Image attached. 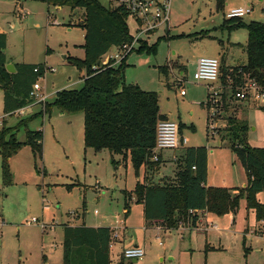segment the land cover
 <instances>
[{
  "label": "rangeland",
  "instance_id": "374dc122",
  "mask_svg": "<svg viewBox=\"0 0 264 264\" xmlns=\"http://www.w3.org/2000/svg\"><path fill=\"white\" fill-rule=\"evenodd\" d=\"M111 3L118 7L115 1ZM248 3L252 10L242 18L244 22L264 24L263 3L259 0H223L222 11L216 7V0H171L169 23L134 39L133 50L124 61L125 83L156 92L160 112L181 126V135L187 138L186 144L176 150L154 151L160 158L155 182L162 184V178H174L175 160L185 148L205 147L209 187L239 189L245 185V171L225 129L229 118L245 121V142L253 148H264L262 104L235 99L229 86L221 84L220 74L213 83L198 81L196 63L206 57L217 59L220 68L246 65V30L228 33L219 26L231 9ZM56 8L28 0H0L5 69L6 65L46 67L35 79L44 101H30L28 108H20H24L22 115H4V93L0 89V129L19 125L17 132L10 134L20 143L25 142L28 130L43 133L41 157L35 156L30 146L22 145L8 159L9 175L3 172L0 156V264H62V226L107 227L118 222L122 227L124 221L133 232L120 237L123 246L113 243L112 261H118L120 251L126 250L124 246L137 238L144 246V256L135 263L125 260V264H264L262 225L245 209L244 199L234 214L209 216L211 221L205 222L203 213L195 228L184 224L166 230L160 226L158 234L143 230V221L147 227L150 223L144 220L141 204L132 193L125 213L122 192L133 191L137 180L144 183L143 166L135 177L129 157L85 148L83 114H64L55 106L49 107L57 92L80 89L85 77V70L69 62L85 57L84 31L74 26L81 12ZM135 25L136 20L129 16L127 26L134 37ZM204 30H209V37L200 38ZM141 44L145 47L139 50ZM175 64L184 66L182 78L172 66ZM163 67L168 75L160 70ZM14 73L15 69L10 74ZM9 81L5 90L23 82L20 76ZM207 84L218 88L217 103L211 107L207 106ZM256 198L264 202V193ZM32 219L36 222L28 224Z\"/></svg>",
  "mask_w": 264,
  "mask_h": 264
},
{
  "label": "trees",
  "instance_id": "16d2710c",
  "mask_svg": "<svg viewBox=\"0 0 264 264\" xmlns=\"http://www.w3.org/2000/svg\"><path fill=\"white\" fill-rule=\"evenodd\" d=\"M28 1L81 12L74 26L84 31L85 57L83 60L70 59L69 62L78 70H85L83 85L78 90L57 92L49 107L55 106L64 114H83L85 148L95 152L108 150L124 159L129 157L135 177L139 168L144 167V183L137 181L133 191L122 192L126 212L132 193L143 206V216L147 222H158L166 230H176L184 224L195 228L201 214L208 213L218 218L234 214L240 200L244 199L245 209L254 215L256 222L261 223L260 232L264 236V202L256 198L258 193H264V148H253L245 142V121L229 118L225 129L231 138L228 139L231 149L245 171V187H207L208 152L205 147L185 148L182 156L175 160L174 178L169 181L162 178V184L155 182L154 176L158 175L160 163L158 156L156 161L151 160L156 126L159 121L166 120L159 111L158 95L143 91L135 84L125 83V57L116 66L111 61L100 65L102 57L111 48L119 49L132 43L133 36L127 26L128 11L123 6L112 7L100 0ZM222 4L223 0H216L218 9H222ZM224 26L247 31V63L229 70L222 67L219 73L221 84L229 86L233 97L236 88L242 87L246 80L257 83L264 92V24H246L240 19H229ZM140 46L139 50L145 47L144 44ZM4 48L5 38L0 34V89L4 93L3 112L10 116L30 102L29 92L36 77L43 74L45 66L15 65V73L10 74L5 69L6 62L1 54ZM160 70L164 72V68ZM17 76L23 82L5 90L11 82L9 79ZM26 78L30 80L25 82ZM208 101L207 106H210ZM259 110L264 111V103ZM18 127L0 129V156L5 175H9L8 159L22 145L30 146L35 156L42 155V131L28 130L25 142L20 143L14 134H10L17 132ZM178 129L181 133V126ZM112 238L113 230L107 227L64 226L62 264H112L109 257ZM115 264H125V260L121 258Z\"/></svg>",
  "mask_w": 264,
  "mask_h": 264
},
{
  "label": "built area",
  "instance_id": "2783aa9c",
  "mask_svg": "<svg viewBox=\"0 0 264 264\" xmlns=\"http://www.w3.org/2000/svg\"><path fill=\"white\" fill-rule=\"evenodd\" d=\"M106 3L112 4L115 1L118 6H123L129 13V16L137 22V35L146 34L151 30H155L159 25L169 23L170 19V4L171 0H103ZM249 7L231 9L226 13L227 19H240L250 13ZM264 11V0H263ZM134 41L130 45H123L117 49L112 59L119 62L123 59L124 55L132 49ZM36 72V71H35ZM220 66L215 58L202 57L196 63V78L200 82L213 83L219 79ZM209 91L208 102L211 105L216 104V97L218 96V88L214 90L212 85L207 84ZM180 95L184 96V91H180ZM234 98L239 101H246L251 98L254 101H264L263 89L255 82L249 81L240 87L234 94ZM29 100L36 103L44 101V97L40 94V87L36 83L32 86L29 93ZM25 108V107H24ZM23 109H18L14 115H22ZM187 139L180 135L178 125L172 121H159L156 126V139L155 147L153 149L152 160L156 161L157 155L155 150L170 149L176 150L185 145ZM32 219L28 224L35 223ZM126 260H138L144 256V250L140 247H131L122 253Z\"/></svg>",
  "mask_w": 264,
  "mask_h": 264
},
{
  "label": "crops",
  "instance_id": "0c3cea01",
  "mask_svg": "<svg viewBox=\"0 0 264 264\" xmlns=\"http://www.w3.org/2000/svg\"><path fill=\"white\" fill-rule=\"evenodd\" d=\"M259 1H261L262 3H263V0H259ZM246 7H249V8H251L252 6L248 3L247 4V6ZM56 9H61V8H59V7H57ZM223 10V6H222V9H221V11ZM250 10H252V9H250ZM262 10H263V8H262ZM264 12V11H263ZM250 13H251V11H250ZM249 13V14H250ZM226 15V14H225ZM227 20H229V19H227ZM227 20H225V19H223V21H222V23L220 24V26H219V28L221 29V30H226L228 33H230V32H232V31H235L236 29H239V28H227V27H225L224 26V22L225 21H227ZM240 20H242L243 22H244V20L242 19V18H240ZM250 22H254V21H250ZM244 23H246V22H244ZM247 23H249V22H247ZM246 23V24H247ZM75 24V23H74ZM137 25H135V35H137L138 33H137ZM245 30V29H244ZM209 30H204V31H202L201 33H200V38L201 37H209ZM247 32V31H246ZM147 34V33H146ZM146 34H144V35H146ZM148 34H150V33H148ZM168 34H169V30H166V35H167V38H169V36H168ZM140 35H142V34H139L138 35V37L137 38H139V36ZM133 36V38H132V42L134 41V39L136 38V37H134V35H132ZM220 43L222 44V42L220 41ZM246 44H247V42H246ZM246 46V45H245ZM133 50V48L128 52V53H126L125 55H124V57H125V59H126V57H127V55L131 52ZM117 52V48H111L103 57H102V61H104L103 62V65H105V64H107L108 62H112L113 63V66L115 65H117V64H119L120 62H121V60L119 61V62H117V61H115V60H113L112 59V57H113V55L115 54ZM113 53V54H112ZM123 57V58H124ZM64 59H66L67 60V57H64ZM173 67H175L176 69L175 70H177L178 71V76H180V78H182V76H183V73L185 72V68H184V66L183 65H178V64H175V65H172ZM238 67V66H237ZM46 68V67H45ZM164 68V74H166V75H168L167 74V72H166V67H163ZM222 68V67H221ZM220 68V69H221ZM231 69V68H230ZM229 70V69H228ZM85 78V77H84ZM249 81V80H248ZM245 83H247V80H246V82ZM244 83V84H245ZM208 86V85H207ZM220 86V85H219ZM208 90V89H207ZM208 95H209V91H208V94H207V101H208ZM251 101V102H256V101H254V100H252L251 98H249L248 100H246V101ZM257 103L259 104H262L263 105V103H264V101H257ZM28 106H29V103L27 104V105H25L24 107L25 108H28ZM2 107H3V105H2ZM20 109V108H19ZM16 111V110H15ZM14 111V112H15ZM160 111V110H159ZM14 112H12V113H14ZM11 113V114H12ZM160 114H162L161 112H160ZM4 115H7V114H4ZM12 115H14V114H12ZM163 115V114H162ZM16 116V115H15ZM209 119V118H208ZM166 120H168V119H166ZM168 121H170V120H168ZM173 122V121H172ZM180 135H181V133H180ZM182 136V135H181ZM187 139V138H186ZM181 148V147H180ZM208 152V151H207ZM207 160H208V154H207ZM143 169H144V167H143ZM138 181V180H137ZM136 181V182H137ZM245 185H246V183H245ZM245 185L243 186V187H245ZM206 186L207 187H209L208 185H207V182H206ZM141 209H142V214H143V206L141 205ZM125 210V209H124ZM125 213H127L126 212V210H125ZM126 215V214H125ZM209 216H213V215H210V214H208V213H205L204 215H203V217H202V219L206 222V221H211V220H209L208 219V217ZM214 217V216H213ZM143 218H144V216H143ZM145 220V219H144ZM201 220V219H200ZM146 221V220H145ZM202 221V220H201ZM147 222V221H146ZM147 223H150V225L147 227V225H144V221H143V230H148V229H152V230H155V232L158 234L159 232H161V224L160 223H158V222H153V221H151V222H147ZM64 226H68V225H64ZM64 226H62V234H63V227ZM68 227H71V226H68ZM73 227H78V226H73ZM80 227H82V226H80ZM83 227H85V226H83ZM99 227H101V226H92L91 228H99ZM104 227H106V226H104ZM107 228H110V229H112L113 230V238H112V241H111V243H110V245H109V257H110V253H111V249H112V245H113V243H115V244H119V245H122L123 246V242H124V240H120V237L122 236V237H125V236H130V233H129V231H131V232H133V229H131V228H128L127 227V225H126V221H124L123 222V224H122V227L121 226H119L118 225V222H115V225L113 226H107ZM260 236H262V235H260ZM263 238H264V236H262ZM131 239H133V238H131ZM135 240H129V244L127 245V246H124V248L125 249H128V248H131V247H140V248H142L143 250H144V246H140L139 245V243L136 241V239L137 238H134ZM62 241H63V239H62ZM123 250V249H122ZM121 250V251H122ZM120 251V259L121 258H123L122 256L123 255H121L122 254V252ZM145 252V251H144ZM62 254H63V251H62ZM119 259V258H118ZM124 260H126V259H124ZM110 261H111V263L112 264H115L116 262H117V260L116 261H112L111 259H110ZM119 261V260H118Z\"/></svg>",
  "mask_w": 264,
  "mask_h": 264
},
{
  "label": "water",
  "instance_id": "95a60500",
  "mask_svg": "<svg viewBox=\"0 0 264 264\" xmlns=\"http://www.w3.org/2000/svg\"><path fill=\"white\" fill-rule=\"evenodd\" d=\"M6 70H7L9 73H13V72H14V67H13L12 65H6ZM132 262L135 263L136 260H133Z\"/></svg>",
  "mask_w": 264,
  "mask_h": 264
}]
</instances>
